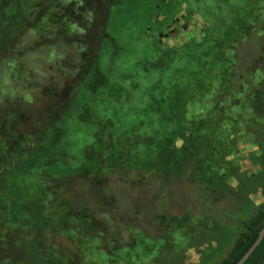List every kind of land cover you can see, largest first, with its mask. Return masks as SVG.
Masks as SVG:
<instances>
[{"label":"rangeland","instance_id":"374dc122","mask_svg":"<svg viewBox=\"0 0 264 264\" xmlns=\"http://www.w3.org/2000/svg\"><path fill=\"white\" fill-rule=\"evenodd\" d=\"M32 1L36 0L29 2ZM119 1L121 3L112 6L107 19V37L102 36L104 29L101 18L99 31L94 33L90 46V60L93 62L96 47L101 45L96 66L106 84L99 85L101 77L100 73L96 77L95 64L88 66L86 62L82 66L81 61L77 68L73 67L79 62L77 43L64 48L61 42L64 35L57 36L52 32L48 37L51 40L47 41L55 43L53 48L49 52L43 50L35 54L33 59L40 60L34 64L37 71L44 70L45 64L49 65L54 73L51 77L57 79L51 83V79L42 71L30 77L35 85L44 87L32 104L29 102L27 106L29 112L26 117L36 127L23 128L20 133L41 132L58 109L61 119L54 123V127L63 130L58 150L69 147L73 158L66 159L64 163L60 156L64 164L80 168L83 162L80 159L81 151L88 152L90 157L93 148L97 152L100 147L101 150L103 148L101 158L104 166H111L115 158L122 155L118 159V168L132 169L131 152L119 149V143L130 141L137 144L133 151L140 156L136 176L162 180L169 187L167 191H162L167 195L164 201H160V207H165V212L156 222L151 218L157 211L152 203V187L147 191L142 190V194L136 189L130 192L125 189V195L115 190L105 196V202L109 205L114 203L113 207H116L106 214L116 211L120 216L131 214L133 218L128 220V224L120 225L127 238L119 241L122 243H118V247L112 245L107 255L93 257L96 264H219L242 231L239 222L250 219L256 210L264 211V193L257 198L250 197L252 191L245 192L237 185L250 171L244 169L239 172L236 157L231 156L233 152L240 157L249 155L256 159L255 150H247L248 146L257 137L261 139L260 149L264 145V9L257 13L260 16L263 14L258 24L255 19V10L264 1L207 0L205 7L201 0H178L177 3L183 4L178 5L177 9L185 7L196 10V14L203 16L205 21L209 19L207 12L210 10L216 21L218 17L221 18V24L228 17L229 27L249 29L247 35L239 37L237 31H233L217 51L210 44V38H206L204 50L219 53L221 57L215 60L219 66V70H213L215 73L209 69L202 70L199 66H190L195 57L187 56L185 52L181 57L184 66L183 63L175 66L173 61L165 64V61L158 60L156 36L164 31L165 24L170 21L168 11L176 0ZM165 2L168 4L165 5ZM11 4L12 0H9L7 5ZM154 10L157 13H153ZM100 11V4L88 7L92 17L93 12L99 14ZM196 14L195 18L198 17ZM166 15L167 19L152 20L153 17ZM77 31L79 36L75 34V41L88 40L78 28ZM25 35L30 38L24 32ZM24 45L26 48L28 42ZM161 48L163 52L167 49ZM230 52L236 55V60ZM65 55L70 56L66 58L67 62ZM43 57L47 60H43ZM32 62L29 60L26 63L31 66ZM210 63L213 64V58ZM57 72L65 73L71 90L66 88L63 93L57 90L61 86L64 88ZM228 84L240 86L236 89L240 93L236 99L221 94L222 91L226 92ZM197 90L201 96L187 102ZM24 91L17 86L9 88L7 95L26 101ZM69 92L66 104L61 106ZM216 100L221 102L214 104ZM165 108L170 111V117L166 116V120L159 114V110L164 113ZM99 120L103 122L100 124ZM52 131L49 130V133ZM103 133L105 140L100 144L99 136ZM232 136L235 143L242 145L241 153L231 142ZM12 152L9 151L8 156L11 157ZM123 153L127 157H123ZM141 155H146L145 162H141ZM222 167L227 177H233V183L227 182L226 185L225 180L218 179ZM254 169L264 178V156ZM80 171L82 173V169ZM258 173L254 174L257 176ZM229 186H233L230 192L227 190ZM118 187V190L123 189L126 184ZM136 207L137 212H134ZM135 213L139 214L137 218ZM158 230L162 237L157 236Z\"/></svg>","mask_w":264,"mask_h":264},{"label":"trees","instance_id":"16d2710c","mask_svg":"<svg viewBox=\"0 0 264 264\" xmlns=\"http://www.w3.org/2000/svg\"><path fill=\"white\" fill-rule=\"evenodd\" d=\"M29 1L12 0V4L7 5L9 0H0V48H3L0 49V264H94L95 258L93 257L107 255V251L111 250L112 245L117 246L118 243H122L119 241L127 238L123 232L124 228L120 225L128 224V220L133 218L131 214L126 217L120 216L116 211L113 214H106V212H111L110 209H116V207H113L114 203L112 205L106 203L105 196H109L115 190L125 195L127 194L124 192L125 189L127 192L136 189L142 194V190L147 191L152 187L151 191L154 196L152 203L157 211L151 218L156 222L165 212V207H160V201H164L167 195L162 191L164 189L167 191L169 187L162 180L142 179L136 176L137 162L140 161V156L135 155L133 151V147H136L137 144L130 141L119 143V149L123 152H131L129 157L133 161L134 169L122 170L118 168L120 167L118 159L122 155H119L118 159L115 158L111 166H104L105 163L101 158L103 148L101 150L100 147L97 152L93 148L90 157H88V152L81 151L80 159L83 162H81L80 168L64 164L66 159L73 160V158L70 156L69 147L58 150L60 133L63 132L61 128L54 127V123L60 122L61 119L58 109L54 112L55 116H50L49 122L46 123L44 129H41V132L20 133L23 128L36 127L35 123L26 117L29 112L27 106L30 105L29 102L32 104L35 96L44 87L35 85L30 77L33 74L38 75V72L42 71L45 76L48 75L51 83L56 82L57 79L51 77V74H54L50 70L51 66L45 64V69L41 71H37L34 66L40 61L39 58L33 59L35 54L43 50L49 52L48 50L55 44L48 42L51 40L48 37L52 32H55L57 36H60L58 34L64 35L61 36L64 48L70 47V44L76 42L79 62H76L74 66L70 65L77 68L81 61L82 66L86 62L88 66L90 63L95 64L94 70L97 77L100 72L96 63L101 45L96 47L97 52L91 62V42L95 36L94 33L99 31L101 18H103L104 29L102 36L107 37V19L110 10L112 6L121 3L119 0H106V2L103 0H71L68 4L63 3L65 0H62L63 2L58 0ZM177 2L178 0L170 8L169 13L172 15L178 14L182 9L188 14L187 16L198 13L191 8L177 9L178 5L183 4ZM201 3L206 7L207 0H201ZM77 4L80 6L76 7ZM88 4H100V13L93 12L94 17H92L88 12ZM167 4L165 2V5ZM262 9H264V2L255 10L256 24L263 18V14L262 16L257 14ZM153 13H157L156 10ZM207 13L209 19L206 21L203 16L200 17L196 14L197 19L206 24L203 40H188L179 47H166L164 52L160 46L153 42L159 50L158 60L165 61V64L173 61L175 66L183 63L184 66L181 57L185 52L187 56L195 57L190 66H199L202 70L213 71L217 68L219 70L215 60L221 57L219 53L204 50L206 38H210V44L217 51L222 47L224 39L231 36L233 31L236 30L239 37L247 35L249 29L229 27L228 17L221 24L220 17L217 16L216 21L212 11L209 10ZM72 21L74 22L72 23ZM78 25L83 27L80 28ZM77 28L88 40H74L75 34L78 32ZM24 32L29 34L30 38L24 36ZM45 36L48 39H44ZM22 39H24L23 42ZM27 42L28 46L25 48L24 44ZM230 53L235 59L236 55ZM69 57L65 55L66 62V58ZM44 58L47 60L46 57H43V60ZM211 58H213V64L210 63ZM29 60H33V65L28 66L29 64L26 62ZM15 71H17L16 74ZM59 75L64 88L61 86L57 90L60 92L71 90V84L69 85L66 80L65 73L60 72ZM99 75L101 77L99 85L106 84L103 75L101 73ZM122 75L126 76L127 74ZM88 84L90 85L89 82ZM15 86L25 90L26 93L23 96L27 97L26 101L21 97L7 95V90L14 89ZM118 91L122 94L120 88ZM70 93L67 94L68 97L61 106L66 104ZM193 96L188 98L187 102L195 101L201 96V93L198 90L194 91ZM206 102L208 101L203 103ZM159 111V114L164 116V120L170 117L169 109L165 108L164 113ZM99 122L101 124L103 120H99ZM49 130L54 131L49 133ZM99 137L100 144H102L105 140L104 133ZM107 141L110 142L109 136H107ZM9 151H13L11 157L8 156ZM83 156L87 161L83 159ZM123 157H127V154L123 153ZM141 157H143L141 162H145L146 155H141ZM176 162L180 163V161ZM122 184H126V187L118 190V186H122ZM103 188H105L104 193ZM159 189H161L160 192ZM134 212H137V207ZM135 215L137 218L139 214L135 213ZM239 223L242 231L228 255L219 264H236L245 255L264 227V211L257 210L250 219ZM143 225L145 224L143 223ZM157 236L162 237L160 230H158ZM242 264H264V237Z\"/></svg>","mask_w":264,"mask_h":264},{"label":"flooded vegetation","instance_id":"af4514ba","mask_svg":"<svg viewBox=\"0 0 264 264\" xmlns=\"http://www.w3.org/2000/svg\"><path fill=\"white\" fill-rule=\"evenodd\" d=\"M187 15L188 14L183 9L182 11L178 12V14H174V15H172V13L169 14L170 21L165 24L164 31L161 33H158V35L156 36V42L159 46L179 47L182 44L186 43L188 40L201 41L203 40V38H205L204 33H205L206 26L204 27L202 26L204 25L203 22L195 18L193 14H191L190 16H187ZM158 18L167 19V15L161 18L153 17L152 20L158 21L159 20ZM234 67H235V64H234ZM230 86L228 84V86L226 87V92L222 91L221 94L223 96H229V97H233L234 99H236L237 95L240 94L239 91L236 89L240 86L239 85H236L235 87L231 86V88ZM218 93L220 95V92ZM220 102H221L220 100H216L214 104H219ZM234 141L235 139L232 136L231 142H234ZM260 143H261V139L257 137L256 140H254V142L250 144L247 148V150H250V149L255 150L254 152L257 155L256 159L251 158L249 155H247L246 158H244V157H240L239 154L238 155L234 154L233 152L231 154V156L236 157V162L238 163L237 166H238L239 172L243 171L244 169L247 171H250L249 175L245 179L243 178L244 180L241 179L237 183V185L239 184L238 186L241 189H243L245 192L252 191L251 194H249L250 197H256V198L259 194L264 193V185H263L264 178L262 176H259L260 175L258 173L259 171L254 169L255 166L259 165V162H261V159L264 156V145H263V149L262 148L260 149ZM234 145L236 146L239 153H241L242 145L240 143H235V142H234ZM223 169H224L223 167L220 169V171L222 172L221 174L219 172L218 179L225 180L226 185H228L229 183H233V177L232 176L227 177L225 173L226 170L224 172ZM256 172L258 173L257 176L254 174ZM232 188L233 186L231 187L229 186L227 190L230 192V189L233 190ZM231 194L233 195V192H231ZM254 207L257 208V206H254Z\"/></svg>","mask_w":264,"mask_h":264},{"label":"water","instance_id":"95a60500","mask_svg":"<svg viewBox=\"0 0 264 264\" xmlns=\"http://www.w3.org/2000/svg\"><path fill=\"white\" fill-rule=\"evenodd\" d=\"M263 237H264V227H262L261 231L258 233V237H257L256 241L254 242V244H252V246L248 249V251L245 253V255L243 257H241L236 264H242L246 260V258L250 256L252 251H254L255 248L259 245V243L261 242Z\"/></svg>","mask_w":264,"mask_h":264}]
</instances>
